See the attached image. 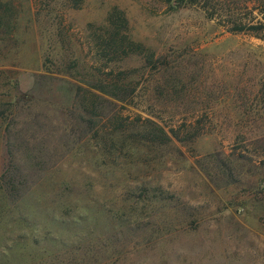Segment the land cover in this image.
I'll return each mask as SVG.
<instances>
[{
	"label": "rangeland",
	"instance_id": "1",
	"mask_svg": "<svg viewBox=\"0 0 264 264\" xmlns=\"http://www.w3.org/2000/svg\"><path fill=\"white\" fill-rule=\"evenodd\" d=\"M232 1L0 0V264H264V41L229 21L263 16Z\"/></svg>",
	"mask_w": 264,
	"mask_h": 264
},
{
	"label": "trees",
	"instance_id": "2",
	"mask_svg": "<svg viewBox=\"0 0 264 264\" xmlns=\"http://www.w3.org/2000/svg\"><path fill=\"white\" fill-rule=\"evenodd\" d=\"M81 1L82 0H71L70 3H73V7H77V5L81 3ZM217 1H218L217 4L203 6V9L206 11V13L209 15L210 18H214L216 15H219L221 17L223 15L225 16L227 12H230L233 9H237V8L239 9V7L241 6L238 1L235 2L232 0H217ZM244 3L246 5V7L244 8H248L250 7L249 5L253 4V10H259L258 14L262 15L263 18L262 20L258 21V24L246 25L242 23V18L237 17L236 19L234 15H231V17L233 18H230L231 20L229 21H232L231 23H233L234 25L233 31L236 32L247 31L249 33H253L257 35L258 37H261L264 41V0H244ZM124 45L128 49L129 47H132L134 44L131 41L128 43L124 41ZM154 126H156L160 131V134L158 133V137H161L162 134V137L164 139H169L168 133H166V131L160 125L154 123Z\"/></svg>",
	"mask_w": 264,
	"mask_h": 264
}]
</instances>
